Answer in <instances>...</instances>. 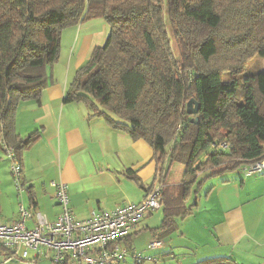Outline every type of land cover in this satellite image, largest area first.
Here are the masks:
<instances>
[{"label":"trees","instance_id":"16d2710c","mask_svg":"<svg viewBox=\"0 0 264 264\" xmlns=\"http://www.w3.org/2000/svg\"><path fill=\"white\" fill-rule=\"evenodd\" d=\"M94 19L106 21L108 38L78 68L63 100L85 103L90 118L145 140L158 167L168 158L159 179L164 217L152 229L164 241L194 214L209 180L264 155V71L245 73L264 56V0H0V144L14 149L22 168L42 131L17 133L19 106L40 101L52 85L63 31ZM191 99L200 104L197 115L187 113ZM212 143L230 149L211 151ZM176 162L183 176L169 185ZM128 177L145 188L133 172ZM24 186L33 206L32 186Z\"/></svg>","mask_w":264,"mask_h":264},{"label":"crops","instance_id":"0c3cea01","mask_svg":"<svg viewBox=\"0 0 264 264\" xmlns=\"http://www.w3.org/2000/svg\"><path fill=\"white\" fill-rule=\"evenodd\" d=\"M81 25L86 27L76 28L68 43L70 54L66 72H57L62 61V47L60 60L53 70L52 85L40 101L23 102L17 112V133L26 136L38 129L42 131L41 139L24 154L22 174L27 187L32 186L34 193L31 206L24 192L29 208L38 210L49 220L61 213L53 197L52 181L68 186L70 206L82 219L88 218L94 210L113 211L142 202L156 186L155 176L162 169L154 160L153 148L145 140L133 139L125 131L114 129L103 117L90 118L91 109L85 103L64 102L76 71L90 58L95 47L105 44L109 34L107 24L91 20ZM4 154L0 144V199L3 198L5 208L11 204L9 210H14L12 215L0 214V220L11 225L18 221L19 206L24 202L20 199L23 194L12 188L11 162L4 159ZM129 172L137 175L145 188L130 179ZM170 172L166 183H180L184 170L176 181L168 179ZM210 181L212 185L205 192ZM208 182L199 194L197 213L209 215L211 237L199 241L191 236L188 248H184L187 251L179 252H174V247L165 249L172 245L163 241V254L170 255L159 258L156 263H171L178 260L176 254H195L193 249L204 246L198 257H193L195 263L200 258L230 257L238 264H264V173L246 175L241 169ZM0 206L2 212L1 203Z\"/></svg>","mask_w":264,"mask_h":264},{"label":"built area","instance_id":"2783aa9c","mask_svg":"<svg viewBox=\"0 0 264 264\" xmlns=\"http://www.w3.org/2000/svg\"><path fill=\"white\" fill-rule=\"evenodd\" d=\"M11 162V174L20 194L26 192L23 169L15 158L14 149L3 145ZM230 149L228 143H212L209 150ZM246 175L264 173V155L242 168ZM53 197L61 207V213L49 220L41 212L19 206V219L8 225L0 220V247L10 250L12 258L22 261L29 259L31 250L34 260L53 252V264H124L133 257L138 264L148 259L141 253L132 251L124 244L140 228L146 213L162 208L160 202L162 184L151 189L145 199L138 204H128L113 211L94 210L88 218H78L70 206L68 186L52 181ZM1 212V206H0ZM163 241L154 239L149 249L163 248ZM32 260V259H31ZM7 261V260H6Z\"/></svg>","mask_w":264,"mask_h":264},{"label":"rangeland","instance_id":"374dc122","mask_svg":"<svg viewBox=\"0 0 264 264\" xmlns=\"http://www.w3.org/2000/svg\"><path fill=\"white\" fill-rule=\"evenodd\" d=\"M98 20V21H96ZM95 22H99L100 25L102 24H107L106 21H104L103 19H94ZM96 24V23H95ZM87 25V24H86ZM86 25H78L73 26V27H69L67 29H65L63 31V38H62V47H63V53H62V61L59 63L58 67H57V72L59 74H61L62 72H66V66H67V57L69 56L70 52H69V46L68 43L71 42L72 40V36L74 31L76 30V28L78 29V27L80 26H84V28L86 27ZM108 30L107 33L109 32V27L108 25H106ZM100 28H102L100 26ZM264 71V56L262 55H257L256 57H254L246 66V74H256L259 72H263ZM230 78V75L227 73L223 76V79L225 81H228ZM262 113H264V107L262 108ZM4 159L8 161V157L6 154H4ZM168 158L165 159L163 165L161 166L162 168H166V166L168 165ZM11 169V166H10ZM184 170V166L179 163L176 162L172 165L171 168V172L170 175L168 177V179L170 181H176L178 179H180V176H182V171ZM49 172L52 173L51 169L49 170ZM160 172L157 173L156 177V186H158L159 183V179H160ZM12 177V176H11ZM13 180V179H12ZM13 182V181H12ZM212 185V182H208L207 186H205L204 191L206 192L209 187ZM12 188L16 189V185L14 184V182L12 183ZM204 192V193H205ZM18 193V191H17ZM20 194V193H18ZM23 195L20 197L18 195V197H20V199H23L22 201L24 202V206L26 208H29V205L27 203V197L25 196L24 193H22ZM131 194L133 195L134 193ZM21 195V194H20ZM203 196L201 198V200H204ZM0 203L2 204V212H0V214L3 215H12L14 213V210L10 208H12L11 204H8V206L5 208L4 207V203H3V198L1 197L0 199ZM33 213L39 212L38 210H32ZM195 216L193 217V215L187 217L184 220H178L176 228L166 237L164 238V241L167 242L168 244L171 243L172 246H169L165 249H169L170 247H174V252H179V250H185L184 248H188L189 245V237L193 236L194 238H197L199 241L202 240H207L209 237H211V224L209 221V215H204L203 213H197V208L194 211ZM151 214V215H150ZM197 214V215H196ZM1 217V215H0ZM163 217H164V209L163 207L160 208L158 211L156 212H150V213H146L144 219L142 220V222L140 223V227L141 229L134 233L129 241H124V244L126 246H128L132 251H135L137 253H141L143 254V256L145 258H148L146 260H144V262L142 264H158L155 261V258L159 259L162 258L164 256V249H149L148 245L149 242L151 240H154V238H158L155 237L156 233L152 231V229H156L159 228L161 226V223L163 221ZM189 218V219H188ZM187 220V221H185ZM150 228H147V227ZM209 227V229H208ZM160 231V230H159ZM184 233V234H183ZM193 249V248H192ZM204 249V246L201 247H197L196 249H193V251H195V254L197 256H194L195 254H193L191 252V255L185 254V255H180V258L178 257V260H172L171 263L168 264H177L178 262H183L184 264H193L195 263L194 258L193 257H198V253L202 252V250ZM187 251V250H185ZM34 255L35 252L33 250L30 251L29 253V259L27 261H22L19 258H12L9 259V255H7V252H3L0 249V264H53L52 262V256H53V252L52 253H48L47 256H43L41 257V260L39 262H36V260H34ZM32 259V260H31ZM202 259V258H200ZM7 260V261H6ZM163 261V260H162ZM71 264H78L77 262H71ZM124 264H138L135 259L133 257H128L126 263ZM159 264H163V262H160Z\"/></svg>","mask_w":264,"mask_h":264},{"label":"water","instance_id":"95a60500","mask_svg":"<svg viewBox=\"0 0 264 264\" xmlns=\"http://www.w3.org/2000/svg\"><path fill=\"white\" fill-rule=\"evenodd\" d=\"M199 110H200V104L195 99H191L187 103V113L189 115H197L199 113ZM196 121L198 122L199 118H197Z\"/></svg>","mask_w":264,"mask_h":264}]
</instances>
